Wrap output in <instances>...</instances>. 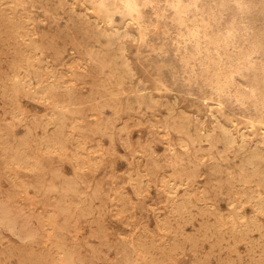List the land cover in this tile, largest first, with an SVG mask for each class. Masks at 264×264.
<instances>
[{
	"label": "rangeland",
	"instance_id": "374dc122",
	"mask_svg": "<svg viewBox=\"0 0 264 264\" xmlns=\"http://www.w3.org/2000/svg\"><path fill=\"white\" fill-rule=\"evenodd\" d=\"M146 1L0 0V264H264V0Z\"/></svg>",
	"mask_w": 264,
	"mask_h": 264
},
{
	"label": "bare ground",
	"instance_id": "6f19581e",
	"mask_svg": "<svg viewBox=\"0 0 264 264\" xmlns=\"http://www.w3.org/2000/svg\"><path fill=\"white\" fill-rule=\"evenodd\" d=\"M133 1V0H132ZM169 1V0H168ZM183 1V0H182ZM188 1H190V0H188ZM199 1L200 0H191V2L190 3H192V5H188V6H184V5H182V3H181V0H179V2L176 4V6H175V10H176V12L178 13V16H179V20L181 21V23H183V14L184 13H186V12H189V10H190V8L191 7H195L196 8V11H197V4L199 3ZM205 1V0H204ZM212 1V0H211ZM222 1H226V0H222ZM233 1V0H232ZM242 1V0H241ZM247 1V0H246ZM260 1V0H259ZM258 1V2H259ZM92 2H93V4L95 5V7L97 8V11H99V12H102V13H104V15H106V18H107V20H108V22H112L113 21V17H114V15L115 14H121L122 16H124V17H128V18H130L131 20H136V16H135V13H136V8H135V6L136 5H134L132 2H131V0L130 1H126L125 3H124V5L122 6V8H115V5H114V9L111 7V4H110V1L109 0H92ZM118 2L120 3V1L118 0ZM146 2H150V0H148V1H146ZM166 2V1H165ZM210 2V1H209ZM208 2V3H209ZM213 2V1H212ZM228 2V1H227ZM234 2V1H233ZM232 2V3H233ZM239 1H236V3H238ZM244 2V1H243ZM250 2V1H249ZM253 2H254V0H253ZM116 3V2H115ZM135 3V2H134ZM154 3H155V1H154ZM159 3H160V1H159ZM159 3L158 4H156L157 6L159 5ZM174 3V2H173ZM218 3H220V1L218 2ZM217 3V4H218ZM228 3H230V1L228 2ZM138 4V3H137ZM151 4V3H150ZM184 4H185V2H184ZM188 4V3H187ZM216 4V3H215ZM216 4V5H217ZM148 5V4H147ZM155 5V4H154ZM153 5V6H154ZM165 5V4H164ZM221 4H219V6H220ZM222 5H223V3H222ZM225 5V4H224ZM244 5V4H243ZM247 5V4H246ZM138 6V5H137ZM145 6V5H144ZM152 6V5H151ZM227 6V5H226ZM233 6V5H232ZM236 6V5H235ZM238 6H242V5H238ZM150 7V6H149ZM200 7V6H199ZM212 7V6H211ZM216 7V6H215ZM246 7V6H245ZM152 8V7H151ZM213 8V7H212ZM220 8V7H219ZM226 8V7H225ZM234 8V7H233ZM238 8H240V7H238ZM91 9H93V8H91ZM148 9V8H147ZM154 10H156L155 8H153ZM208 9V8H207ZM235 9V8H234ZM242 9V8H241ZM145 10V9H144ZM161 9H159L158 11H160ZM195 10V9H194ZM199 10V9H198ZM203 10V9H202ZM211 10V9H210ZM219 10V9H218ZM236 11L238 10V9H235ZM158 11H155V12H158ZM164 11V10H163ZM200 11V10H199ZM214 12L215 13V11L214 10H211V12ZM221 11H223V10H221ZM231 11H232V9H231ZM239 11V10H238ZM238 11L236 12V13H238ZM161 12V11H160ZM233 12V11H232ZM231 12V13H232ZM101 13V14H102ZM191 12H189V14H190ZM227 13V12H226ZM235 13V12H234ZM248 13V12H247ZM155 14V13H154ZM163 14V13H162ZM161 14V15H162ZM167 14V13H166ZM165 14V15H166ZM188 14V15H189ZM137 15V14H136ZM140 15H141V11H140ZM143 15V14H142ZM144 16V15H143ZM163 16V15H162ZM211 16V15H210ZM241 16V15H240ZM239 16V17H240ZM98 17V16H97ZM104 17V16H103ZM142 17V16H141ZM166 17H167V15H166ZM165 17V18H166ZM226 17V16H225ZM157 18V17H156ZM163 18V17H162ZM164 18V19H165ZM158 19V18H157ZM156 19V20H157ZM167 19V18H166ZM185 19V18H184ZM234 19H235V17H234ZM237 19V18H236ZM235 19V20H236ZM162 20V19H161ZM167 20H169V19H167ZM229 20V19H228ZM164 21V20H163ZM231 21V20H230ZM233 21V20H232ZM143 22V21H142ZM201 22L203 23V28L205 29V31H206V29L208 28V27H210V24H209V22L207 21V22H205V21H203V20H201ZM214 22V21H213ZM229 22V21H228ZM236 22H237V20H236ZM141 23V22H140ZM164 23V22H163ZM231 23V22H230ZM234 23V22H233ZM238 23V22H237ZM246 23V22H245ZM244 23V24H245ZM219 24V23H218ZM228 24V23H227ZM136 25H138V24H136ZM144 25V24H143ZM147 26V25H146ZM146 26H144V28L146 27ZM216 26V25H215ZM230 26V25H229ZM248 26V25H247ZM247 26H246V30L247 31H249L248 29H247ZM197 27V26H196ZM228 27V26H227ZM250 27V26H249ZM139 28V27H138ZM140 28H141V25H140ZM139 28V29H140ZM237 28V27H236ZM245 28V27H244ZM147 29V28H146ZM231 29V28H230ZM235 29V28H234ZM243 29V28H242ZM193 30V29H192ZM251 30H252V28H251ZM144 31V30H143ZM142 31V32H143ZM146 31V30H145ZM183 31V30H182ZM186 31V30H185ZM194 31V30H193ZM208 31V30H207ZM224 31H225V29H224ZM137 32V31H136ZM141 32V33H142ZM188 32V31H187ZM127 33V32H126ZM140 33V34H141ZM225 33H227V32H225ZM230 33H232L231 32V30H230ZM229 33V34H230ZM237 33V32H236ZM129 34V33H128ZM137 34V33H136ZM143 34H145V33H143ZM178 34H180V33H178ZM187 34V33H186ZM233 34H234V32H233ZM250 34H252V33H250ZM142 35V34H141ZM146 35V34H145ZM144 35V37H146ZM177 35V34H176ZM200 33L197 31V32H192L191 34H189V36H188V38H190V39H198L200 36ZM248 35V34H247ZM140 36V35H139ZM204 36V38L207 40V42L209 43V44H212V45H219L218 43V41H216L215 39H213L212 37H210V36H208V35H203ZM202 36V37H203ZM234 36V35H233ZM246 36V35H245ZM176 37V36H175ZM179 37V36H178ZM227 37V36H226ZM231 37V36H230ZM141 38V37H140ZM140 38H139V40H140ZM234 38V37H233ZM246 38V37H245ZM189 40V39H188ZM229 40V39H228ZM180 41V40H179ZM182 41H184V39L182 40ZM224 41H225V39H224ZM176 42V41H175ZM193 42H195V41H193ZM200 43V42H199ZM204 43V42H203ZM176 44H177V42H176ZM175 44V45H176ZM184 44V43H183ZM197 44V43H196ZM194 46H196V45H194ZM186 47V46H185ZM197 47V46H196ZM234 47V46H233ZM178 48V47H177ZM204 48V47H203ZM182 49V48H181ZM190 49H192V48H190ZM178 50V49H177ZM214 50V49H213ZM183 51V50H182ZM192 51H193V49H192ZM178 52V51H177ZM205 52V51H204ZM179 53V52H178ZM177 53V54H178ZM193 53V52H192ZM238 53V52H237ZM260 54V50L258 49V48H256V49H254V50H252L250 53H248V54H246V55H244L242 58H240L239 59V61H238V67H237V71L238 72H240V71H242L243 69H247V70H257V66L252 62V59L253 58H255L257 55H259ZM179 55V54H178ZM208 55V54H207ZM180 56V55H179ZM181 57V56H180ZM261 57V56H260ZM179 58V57H178ZM179 59H181V58H179ZM187 60V59H186ZM180 62V61H179ZM187 63V62H186ZM246 63H247V65H246ZM181 64V63H180ZM168 65V64H167ZM183 65V64H182ZM181 65V66H182ZM166 66V65H165ZM172 66V65H171ZM180 66V65H179ZM177 67V66H176ZM186 67V66H185ZM199 67V66H198ZM170 68V67H169ZM178 68V67H177ZM176 68V69H177ZM180 69H181V67H179ZM191 68V67H190ZM179 69V70H180ZM171 70V69H170ZM174 70V69H173ZM184 70V69H183ZM200 70H201V68H200ZM172 71V70H171ZM178 71V70H177ZM182 71V70H181ZM192 72V71H191ZM202 72H204L203 70H202ZM169 73H171V72H169ZM173 73V72H172ZM181 73H183V71L181 72ZM247 73V72H246ZM233 75H234V73H233ZM242 75V74H241ZM248 75V74H247ZM238 76H239V74H238ZM237 76V77H238ZM236 77V76H235ZM171 78H172V76H171ZM183 78V77H182ZM187 78H188V76H187ZM254 79V78H253ZM183 80V79H182ZM194 80V79H193ZM199 81H201L200 79H199ZM176 84V83H175ZM181 84V83H180ZM233 84H234V81L232 80V79H225V81H223V83L222 84H220V90L221 89H223V90H227V89H229L231 86H233ZM204 86V85H203ZM200 89V88H199ZM252 90V89H251ZM210 91H211V89H210ZM217 91V90H216ZM205 92V91H204ZM220 92V91H219ZM229 92V91H228ZM211 93H213V90H212V92ZM221 93V92H220ZM222 94V93H221ZM226 94V93H225ZM230 94V93H229ZM233 94V93H232ZM212 95V94H211ZM219 95V94H218ZM217 95V97H219ZM227 95V94H226ZM225 95V96H226ZM233 97V96H232ZM243 98H246V99H248V98H250V96H242ZM237 98H239V97H237ZM227 99V98H226ZM204 100V99H203ZM234 100H235V98H234ZM229 101V100H228ZM226 102V101H225ZM230 102V101H229ZM218 103H220V102H218ZM240 104V103H239ZM221 105H222V103H221ZM235 105V104H234ZM260 105L261 106H263L264 107V99L262 98V99H260ZM254 106V105H253ZM249 107V106H248ZM251 108V107H250ZM253 108V107H252ZM210 109V108H209ZM255 111H256V109H255ZM249 120V119H248ZM252 125H250V127H252V126H254L256 123L255 122H252L251 123ZM257 124L258 125H260V126H262V128H264V119H261V120H258L257 121ZM262 130V129H261ZM226 135H227V139H228V141L230 142V143H233L234 142V140H233V138L229 135V134H227L226 133ZM225 156V155H224ZM223 156V157H224ZM251 158H254V159H259L260 161H264V150H260V149H256V150H254L253 151V153H252V156H251ZM233 194V193H232Z\"/></svg>",
	"mask_w": 264,
	"mask_h": 264
}]
</instances>
